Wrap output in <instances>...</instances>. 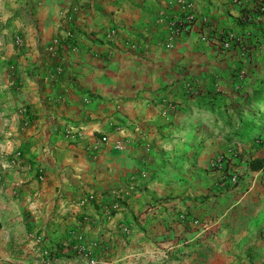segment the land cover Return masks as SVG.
<instances>
[{"label": "crops", "instance_id": "1", "mask_svg": "<svg viewBox=\"0 0 264 264\" xmlns=\"http://www.w3.org/2000/svg\"><path fill=\"white\" fill-rule=\"evenodd\" d=\"M243 7L0 0V264H77L81 247L101 242L116 252L101 264H264V131L240 153L245 175L218 178L210 192L160 173L156 152L177 115L207 117L219 96L210 93L231 89L243 56L236 41L250 39ZM256 157L263 166L252 170ZM141 175L118 206L123 197L108 193Z\"/></svg>", "mask_w": 264, "mask_h": 264}, {"label": "rangeland", "instance_id": "2", "mask_svg": "<svg viewBox=\"0 0 264 264\" xmlns=\"http://www.w3.org/2000/svg\"><path fill=\"white\" fill-rule=\"evenodd\" d=\"M248 28L256 32L259 41L252 37L246 41L252 44L250 49L242 48V61L232 75L231 89L225 95V103L229 106L228 110L209 109L207 117L194 116L189 122H185L181 115L171 112L170 117L177 116L171 125L166 126L167 132L161 135L163 142L161 148L156 152L160 154V160L164 165L159 172L162 173L165 166L167 168L165 172L171 176L181 179L183 176L192 177L193 189L197 191L216 190L218 178H228L233 183L237 182L238 178L245 175L246 170L248 171L245 169L246 164L241 163L244 158L240 155L242 149L245 148L249 152L250 149L254 151L257 148V142L253 146L250 141H246V138H240L242 136L240 134L244 129H248L249 125L253 127L264 125V112L260 114L253 112L246 101L253 95L259 80L261 78L264 80V16L259 22L250 23ZM248 52L250 53L248 54ZM216 115L220 117L217 118ZM223 119L228 123V126H224ZM182 128H186L184 132L179 131ZM220 130L228 134L231 140L227 141L229 139H226V135H222ZM247 132L249 133V130ZM195 143L197 145L194 147ZM190 147L193 149L189 150ZM184 154H187L186 160H184ZM147 169L142 168L137 174H148ZM143 178L142 175L130 178L128 187L118 188L115 192L108 194L113 195L115 199L121 200L123 197V201L117 203L119 206L126 197L139 189L141 186L139 181ZM102 243L95 249L94 247H81L79 249L80 256L85 258L83 252H92L98 259V264L111 257L110 254L115 256V247L109 245L108 242ZM77 264H84V260H79Z\"/></svg>", "mask_w": 264, "mask_h": 264}, {"label": "trees", "instance_id": "3", "mask_svg": "<svg viewBox=\"0 0 264 264\" xmlns=\"http://www.w3.org/2000/svg\"><path fill=\"white\" fill-rule=\"evenodd\" d=\"M241 11H242L241 16L247 23L259 22L262 19V17L264 16V0H246V7H243L241 9ZM249 35H250L249 36L250 39H252V37H253V39L256 38V40L259 41V39L257 37L258 35L256 34L255 31L251 30L249 32ZM236 43L237 44L240 43L241 47L243 49H246V50H249L251 45H252L251 43L246 42V41H241V42L236 41ZM249 53L250 52H248V54ZM253 92H254L253 95L251 97L247 98V100H246L248 102V106H249L250 110H252L253 112L254 111L258 112V114L263 113L264 112V80H262V78L257 83ZM210 94H212V97L219 95L218 99L214 98L215 100L212 99L210 101V103H212L216 108H223L224 111L228 110L229 106L225 103V101H220V99H219V98L223 97L225 100L226 99L225 96L219 94L218 92H214V93H210ZM215 107H210V109L214 110V109H216ZM223 124H224V126L225 125L228 126V123L226 121L223 122ZM229 126H230V124H229ZM222 127H221V129H222ZM246 130L247 131L249 130V133ZM246 130L245 129L243 130V133L240 134V135H242L240 138H246V141H250V142H257V143L261 142V136H262L263 131H264V125H260V126H256V127L249 125L248 129H246ZM233 132L238 133L235 130H233ZM225 135L227 137L226 139H229L227 141H230L231 138L228 136V134H225ZM247 163H248V167L252 170H258V169L262 168V166H263V160L261 158H258V157L253 158L251 160H248Z\"/></svg>", "mask_w": 264, "mask_h": 264}, {"label": "built area", "instance_id": "4", "mask_svg": "<svg viewBox=\"0 0 264 264\" xmlns=\"http://www.w3.org/2000/svg\"><path fill=\"white\" fill-rule=\"evenodd\" d=\"M114 31V30H112ZM231 34H226V36L224 38H222L221 40V46L222 48L226 49L230 46V41H231ZM202 39H205L204 36L201 37ZM16 44L17 45H21L22 44V39L20 36H17L16 37ZM57 71L60 72V68L57 67L55 72ZM18 113L21 117V121H22V124L23 126H27L29 125L30 121H31V115L29 113V111L27 110V108L25 106H21L19 107L18 109ZM166 113V110H162V114L164 115ZM104 139V138H103ZM21 157V151L20 150H17L15 151L13 154H11L9 160L7 161V164L9 166H12V165H15L18 163L19 159ZM89 199H92L93 198V195L90 194L88 196ZM81 203H84V199H81L80 200ZM181 218H185V214H181L180 215ZM199 221L197 219H194L193 220V223H198ZM83 255H84V264H98V259L96 258V256L92 253V252H83Z\"/></svg>", "mask_w": 264, "mask_h": 264}]
</instances>
